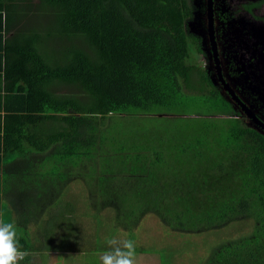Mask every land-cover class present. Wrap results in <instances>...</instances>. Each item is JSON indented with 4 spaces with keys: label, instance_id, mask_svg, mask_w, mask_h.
I'll use <instances>...</instances> for the list:
<instances>
[{
    "label": "trees",
    "instance_id": "1",
    "mask_svg": "<svg viewBox=\"0 0 264 264\" xmlns=\"http://www.w3.org/2000/svg\"><path fill=\"white\" fill-rule=\"evenodd\" d=\"M36 9L46 21L5 45L9 91L34 133L17 116L6 149L16 132L15 152L32 168L33 222L55 219L73 186L95 221L94 251L119 231L134 240L150 215L184 236L247 224L198 264H264V134L201 66L187 0H38ZM25 232L17 238L29 254L57 236Z\"/></svg>",
    "mask_w": 264,
    "mask_h": 264
},
{
    "label": "rangeland",
    "instance_id": "2",
    "mask_svg": "<svg viewBox=\"0 0 264 264\" xmlns=\"http://www.w3.org/2000/svg\"><path fill=\"white\" fill-rule=\"evenodd\" d=\"M188 1L194 7V1L198 0ZM201 1L203 4V0ZM243 1L246 0H215L216 13H218L217 23H219L224 37L223 70L231 86L240 97L264 119V69L263 65L258 63L259 56L255 58L257 54L261 53L260 57L264 54V43L261 44L258 39V36H264V23L253 21L254 24H251L247 18L231 13V10L239 7V3ZM261 8V11L264 12V4ZM185 23L186 21L184 25ZM190 25L194 27L197 25V21L191 22ZM202 34L203 32L200 33V35ZM194 36L197 37V35ZM202 66L216 82L211 72V58L206 51L203 53ZM247 123L250 125L248 121ZM77 191V187L71 186L67 192L63 193L59 207L53 208L55 216L53 218L55 219L47 222L44 217L42 221L33 225L37 235L42 236V233L46 232L58 236L51 237L52 241L47 240L45 235L43 240L41 237L43 242L41 247L49 250L32 252L20 261V264H101L100 257L105 250H92L96 231L95 221L92 219V215L87 212L86 203L88 202H82ZM68 202L74 208L71 214L68 212L70 209L64 207ZM102 214H106L108 217L107 212ZM101 219L104 221L102 217ZM247 229L248 225L246 224L211 235L184 236L166 231L167 229L155 217L149 215L141 221L134 232L136 247L141 248L139 251L137 250L136 262L137 264H162L160 259L163 257L165 261H168L167 258H169L170 264H198L201 258L203 259L209 252L210 244L217 243L221 237L224 239L233 237L237 232L242 233ZM104 232L101 230V233L104 234ZM114 237L127 239V236L120 231ZM141 250L143 252H140Z\"/></svg>",
    "mask_w": 264,
    "mask_h": 264
},
{
    "label": "crops",
    "instance_id": "3",
    "mask_svg": "<svg viewBox=\"0 0 264 264\" xmlns=\"http://www.w3.org/2000/svg\"><path fill=\"white\" fill-rule=\"evenodd\" d=\"M37 3L38 0H0V220L14 223L17 236L22 231L29 232L30 235L34 233L32 202L27 206L24 200L31 201L36 194H33L32 187L27 186L32 177V168L26 170V161H23L21 155L14 149L17 147L16 132L7 149L5 134L6 130L11 129L10 124H13V129L16 128L17 116L21 115L25 116L23 124L26 132L30 137H33L34 133L33 125L26 120V115L30 121L32 120L30 114L17 115L15 92L9 91L11 83L6 79L5 45L15 31L25 32L29 25L38 26L46 21L47 17L43 18L41 11L38 15ZM11 86L15 90L16 84ZM30 150L32 151L31 148Z\"/></svg>",
    "mask_w": 264,
    "mask_h": 264
},
{
    "label": "flooded vegetation",
    "instance_id": "4",
    "mask_svg": "<svg viewBox=\"0 0 264 264\" xmlns=\"http://www.w3.org/2000/svg\"><path fill=\"white\" fill-rule=\"evenodd\" d=\"M189 5L188 10V16L186 18V23L184 25L185 30L187 34L190 36L196 38V47H198L202 54L200 55L201 59V66L203 61V53L206 51L209 53L211 62H212V75L215 78L216 82L213 81V79L210 77V73L207 72L209 78L213 82L215 86L220 90V93L232 104L235 111L238 113L239 118L248 125L247 121L250 123L251 127H254L256 130L264 134V130L258 127L252 120H250L244 111L241 109V107L233 100L230 93L225 90V85L232 91V93L239 99V101L247 108L252 111V113L255 115V117L264 124V119L259 116L258 113L254 109L250 107L241 97L240 95L235 91V89L231 86L230 82L228 81L224 70H223V58H224V51H223V33L220 30L221 27H219V23H217L218 19L216 13V3L215 0H211V7L208 6V0H203V4L201 3V0H198L197 2L194 1V7L191 6L189 1L187 0ZM255 1H243L242 3H239V7L231 10L232 14H239L240 16H243L244 18H247V20L254 24L256 21H262L261 23H264V12L262 10V5L264 4V0L256 1L255 3L259 5V7H251L250 4ZM201 4V5H200ZM192 19V20H191ZM197 25H194L192 27L190 25L191 22H196ZM254 21V22H253ZM188 26V28H187ZM255 26V25H254ZM221 31V32H220ZM203 32L202 35L200 33ZM198 33V34H197ZM194 35H197L195 37ZM235 36H237V33H235ZM258 39L261 41L260 43H264V36H258ZM244 48V47H243ZM255 50V49H253ZM260 54H257L255 56H259L258 63H261L264 69V54L262 57H260ZM223 56V57H222ZM203 67V66H202ZM247 120V121H246Z\"/></svg>",
    "mask_w": 264,
    "mask_h": 264
},
{
    "label": "clouds",
    "instance_id": "5",
    "mask_svg": "<svg viewBox=\"0 0 264 264\" xmlns=\"http://www.w3.org/2000/svg\"><path fill=\"white\" fill-rule=\"evenodd\" d=\"M107 245L109 250L101 255V264H137L134 240L114 237ZM28 255L19 243L15 224L0 220V264H20Z\"/></svg>",
    "mask_w": 264,
    "mask_h": 264
},
{
    "label": "water",
    "instance_id": "6",
    "mask_svg": "<svg viewBox=\"0 0 264 264\" xmlns=\"http://www.w3.org/2000/svg\"><path fill=\"white\" fill-rule=\"evenodd\" d=\"M208 6L211 7V0H208ZM225 90H227L230 95L232 96L233 100L241 107V109L244 111L246 116L252 120L258 127L264 130V124L260 122L255 115L252 113L250 109H247L240 101L239 99L232 93V91L225 85Z\"/></svg>",
    "mask_w": 264,
    "mask_h": 264
}]
</instances>
